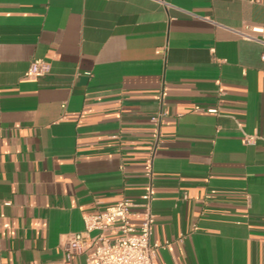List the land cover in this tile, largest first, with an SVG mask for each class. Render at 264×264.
<instances>
[{"label":"crops","instance_id":"1","mask_svg":"<svg viewBox=\"0 0 264 264\" xmlns=\"http://www.w3.org/2000/svg\"><path fill=\"white\" fill-rule=\"evenodd\" d=\"M259 26L264 0H0V262L85 264L82 217L150 189L155 264H264Z\"/></svg>","mask_w":264,"mask_h":264},{"label":"built area","instance_id":"2","mask_svg":"<svg viewBox=\"0 0 264 264\" xmlns=\"http://www.w3.org/2000/svg\"><path fill=\"white\" fill-rule=\"evenodd\" d=\"M250 32L259 37L241 35L262 47L261 59L264 61V26L252 27ZM49 71L48 63L36 60L30 63L24 79L35 80L47 75ZM207 112L217 113L215 109H209ZM164 115L161 111L151 120L159 122ZM255 139L254 136H247L244 143H253ZM146 176L149 180L152 179L149 167ZM151 201L149 189L138 201L122 198L116 205L97 214L84 215L83 232L71 234L66 240L64 250L67 257L84 251L88 245H93L94 250L87 257L85 264H155L156 253L163 245L152 242L155 215L151 210ZM93 233L95 236L91 237ZM107 234L115 237L110 238Z\"/></svg>","mask_w":264,"mask_h":264}]
</instances>
